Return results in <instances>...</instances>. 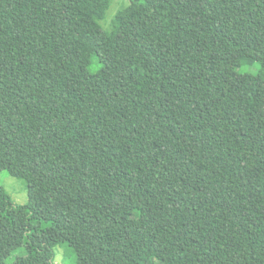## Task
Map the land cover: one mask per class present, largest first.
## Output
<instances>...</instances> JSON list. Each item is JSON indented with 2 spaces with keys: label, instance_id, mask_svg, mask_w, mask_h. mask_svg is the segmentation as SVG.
<instances>
[{
  "label": "trees",
  "instance_id": "1",
  "mask_svg": "<svg viewBox=\"0 0 264 264\" xmlns=\"http://www.w3.org/2000/svg\"><path fill=\"white\" fill-rule=\"evenodd\" d=\"M113 1L0 0V264H264V0Z\"/></svg>",
  "mask_w": 264,
  "mask_h": 264
},
{
  "label": "rangeland",
  "instance_id": "2",
  "mask_svg": "<svg viewBox=\"0 0 264 264\" xmlns=\"http://www.w3.org/2000/svg\"><path fill=\"white\" fill-rule=\"evenodd\" d=\"M129 0H114L107 14V18L101 22L105 28L109 27V23L117 11L127 5ZM249 55L254 57L259 62L262 58L253 51H249ZM4 169L0 171V186L3 187L16 203L24 204L28 200V192L25 184L26 172L24 170ZM56 262L57 264H73L71 257L66 258V248L62 245L56 247ZM22 254V250L11 251L8 248L0 246V259H7L8 262Z\"/></svg>",
  "mask_w": 264,
  "mask_h": 264
}]
</instances>
